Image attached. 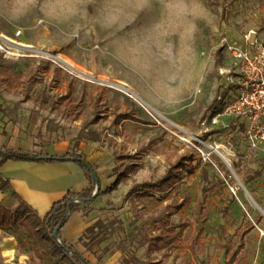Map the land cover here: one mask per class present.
Returning a JSON list of instances; mask_svg holds the SVG:
<instances>
[{"label": "rangeland", "instance_id": "1", "mask_svg": "<svg viewBox=\"0 0 264 264\" xmlns=\"http://www.w3.org/2000/svg\"><path fill=\"white\" fill-rule=\"evenodd\" d=\"M248 35L264 40V0H0V39L12 53L0 52V135L18 136L40 149L35 155L64 142L68 151L97 167L101 191L122 166L135 165L116 190L96 195L74 212L71 221L79 219L86 228L103 224L98 242L86 228L73 242L84 260L172 264L175 258L174 264H223L222 245L238 241L246 224L253 221L264 232V215L250 200L264 212V147L248 150L235 127L211 131L209 142L229 149L221 151L244 187L234 196L229 186L238 181L217 155L212 157L219 173L201 166L176 136L179 130L198 134L200 123L217 108L227 82L220 71L229 68L221 40L242 45ZM26 80L34 101L25 97ZM93 101L102 111L94 126L101 130L100 140H81L74 148L80 131L75 112ZM71 107L75 110L69 113ZM115 112L132 119L113 127ZM181 157L197 166L192 173L174 171L164 191L130 193L136 185L163 178ZM202 171L213 183L204 197L205 223L195 211L202 198ZM185 194L190 203L182 201ZM166 204L173 206L172 223L186 221L187 226L171 257L163 260L140 245L138 230L153 208ZM244 244L245 264H264V237L256 228ZM3 264L39 262L22 253Z\"/></svg>", "mask_w": 264, "mask_h": 264}, {"label": "trees", "instance_id": "2", "mask_svg": "<svg viewBox=\"0 0 264 264\" xmlns=\"http://www.w3.org/2000/svg\"><path fill=\"white\" fill-rule=\"evenodd\" d=\"M24 86L26 99L34 101V99L29 98V80L24 82ZM74 110L75 107H71L68 109V112L71 113ZM99 113H102V111L96 101H93L87 106H80L78 111L75 112L77 119H80V131L74 143V148L79 146L81 140H89L92 142H98L100 140L101 130L94 128L97 125L98 118L101 117ZM113 116L112 126L116 128L123 121L132 119L126 113L117 114L115 112ZM7 160L73 162L81 169L88 183L86 189L78 193L67 192L62 199L53 203L43 218H39L23 202H19L18 207L13 211H9L0 206V230L8 232L14 237L17 250L20 254L27 253L32 258L38 260L39 264H91L84 260L81 253L72 244L62 239L61 229L67 223L70 215L79 211L80 204H89L94 198L93 193L97 181L100 183L96 173L97 167L74 151H68L61 156H49L43 153L35 155L25 150H14L2 145L0 146V168ZM134 166L131 163H128L127 166H122V169L117 171L116 179L104 191L98 190L97 197L101 194L116 190L120 182L127 178L130 170L135 168ZM196 167L191 166L190 159L181 157L171 166L163 178L153 184L136 185L131 189L132 192L130 193L144 191L147 194L150 189L164 191L172 185L173 179L175 178L174 171L180 169L192 173ZM232 168L235 169V166L232 165ZM201 182L204 183L201 190L202 198L197 201L195 211L197 220L200 219L202 223H205L207 221V203L204 197L213 188V183L208 180L206 171H202ZM247 182L248 180H245L243 184ZM8 188V180L4 179L0 172V190L5 191ZM11 195L16 197V194L13 192H11ZM76 200L79 202H75ZM182 201L184 203H190V196L185 194L182 197ZM172 207L166 204L153 208L149 216L141 220L138 230L140 245H147L151 251L159 253L163 260H168L171 257V251L177 246L187 226L186 221L178 224L172 223ZM180 207L181 205H177L175 209H180ZM253 229V225L248 223L245 225V229L239 236L238 241L233 243L230 240H226L225 244L222 245V250L224 251L223 264H245L247 253L244 248V237ZM100 231H103V224L102 222H96L87 227L84 232L89 235L92 241L98 242L101 234ZM202 231L203 226L197 232L198 237ZM55 238L60 240L61 244H58ZM134 263L151 264V262L143 263L138 260H135ZM174 263L175 258H172V264ZM186 263L188 262L186 261Z\"/></svg>", "mask_w": 264, "mask_h": 264}, {"label": "built area", "instance_id": "3", "mask_svg": "<svg viewBox=\"0 0 264 264\" xmlns=\"http://www.w3.org/2000/svg\"><path fill=\"white\" fill-rule=\"evenodd\" d=\"M221 46L229 56V68L220 71V76H225L227 82L222 86V94L217 97V108L200 123L198 134L179 130L176 136L179 142L193 151L201 166L210 167L219 173L212 157L216 154L234 177L230 159L221 151L229 149L222 144L210 143L211 131H228L235 127L248 150L255 151L264 147V41L257 37L251 39L248 35L242 45H235L223 38ZM0 52L4 55L12 54L9 49L6 50L1 39ZM223 180L226 182L224 178ZM240 189L244 187L239 181L235 187L229 186L230 193L234 196ZM250 223L259 231V237L263 238L264 232L255 222ZM56 241L61 244L60 240Z\"/></svg>", "mask_w": 264, "mask_h": 264}, {"label": "crops", "instance_id": "4", "mask_svg": "<svg viewBox=\"0 0 264 264\" xmlns=\"http://www.w3.org/2000/svg\"><path fill=\"white\" fill-rule=\"evenodd\" d=\"M2 145L14 150L34 152V154L38 149L23 142L10 132L6 136L0 135V146ZM66 152H68L67 144L60 141L43 149L39 154L61 156ZM0 172L9 183L8 189L0 190V206L13 211L18 207L19 202H23L39 218H43L53 203L62 199L67 192L78 193L88 186L81 169L73 162L7 160L1 166ZM11 192L15 193L16 197L12 196ZM75 214L70 215L67 223L61 229L62 239L70 244H73L86 228V225L79 219L71 221ZM18 254L20 253L17 250L14 237L0 230V262H10Z\"/></svg>", "mask_w": 264, "mask_h": 264}, {"label": "bare ground", "instance_id": "5", "mask_svg": "<svg viewBox=\"0 0 264 264\" xmlns=\"http://www.w3.org/2000/svg\"><path fill=\"white\" fill-rule=\"evenodd\" d=\"M56 60H58L59 62H61L63 65H65L66 67H68L70 70L76 72L79 75H83L82 72H80L78 69H76L72 63H70L69 61H67L66 59L61 58L60 56H56L55 57ZM128 92V91H127ZM130 93V92H128ZM137 98V97H136ZM221 155H224L223 153H221Z\"/></svg>", "mask_w": 264, "mask_h": 264}, {"label": "water", "instance_id": "6", "mask_svg": "<svg viewBox=\"0 0 264 264\" xmlns=\"http://www.w3.org/2000/svg\"><path fill=\"white\" fill-rule=\"evenodd\" d=\"M84 76V75H83ZM85 77H87V76H85ZM88 78V77H87ZM98 81V80H97ZM123 90H126V89H123ZM231 172L233 173V175H234V177L236 178V180H238V178L236 177V175L234 174V172L231 170ZM95 178H97L96 176H95ZM98 180V179H97ZM98 190H99V183H98V181H97V184H96V188H95V192H94V194H93V197H95L96 196V194H97V192H98ZM247 194V193H246ZM248 195V194H247ZM250 198V197H249ZM250 200H251V202L254 204V206L264 215V212L252 201V199L250 198ZM77 202H78V200H76ZM54 237H55V235H54Z\"/></svg>", "mask_w": 264, "mask_h": 264}]
</instances>
